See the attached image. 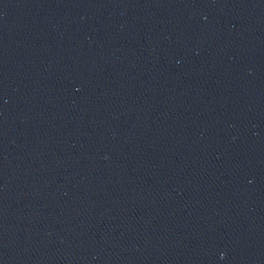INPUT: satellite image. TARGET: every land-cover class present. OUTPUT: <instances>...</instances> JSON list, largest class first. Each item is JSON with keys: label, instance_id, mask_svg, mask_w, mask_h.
Segmentation results:
<instances>
[{"label": "water", "instance_id": "obj_1", "mask_svg": "<svg viewBox=\"0 0 264 264\" xmlns=\"http://www.w3.org/2000/svg\"><path fill=\"white\" fill-rule=\"evenodd\" d=\"M0 264H264V0H0Z\"/></svg>", "mask_w": 264, "mask_h": 264}]
</instances>
